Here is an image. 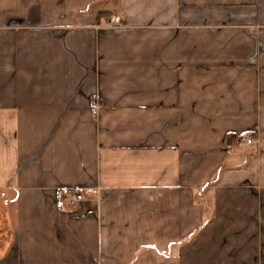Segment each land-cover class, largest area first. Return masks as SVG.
Here are the masks:
<instances>
[{"label":"crops","instance_id":"0c3cea01","mask_svg":"<svg viewBox=\"0 0 264 264\" xmlns=\"http://www.w3.org/2000/svg\"><path fill=\"white\" fill-rule=\"evenodd\" d=\"M0 264H264V0H0Z\"/></svg>","mask_w":264,"mask_h":264},{"label":"built area","instance_id":"2783aa9c","mask_svg":"<svg viewBox=\"0 0 264 264\" xmlns=\"http://www.w3.org/2000/svg\"><path fill=\"white\" fill-rule=\"evenodd\" d=\"M99 108L98 103L92 105V109L95 112ZM242 141L240 142L243 145H254L259 143V140L256 139L253 135L242 136ZM83 200V195L78 193H70L64 198L65 204L68 208L75 210L78 207V204Z\"/></svg>","mask_w":264,"mask_h":264},{"label":"trees","instance_id":"16d2710c","mask_svg":"<svg viewBox=\"0 0 264 264\" xmlns=\"http://www.w3.org/2000/svg\"><path fill=\"white\" fill-rule=\"evenodd\" d=\"M111 11H107V10H100L97 13V18H100L103 15H110ZM242 139V137L240 135H236V134H229L227 136V143H232V144H237L238 142H240Z\"/></svg>","mask_w":264,"mask_h":264}]
</instances>
